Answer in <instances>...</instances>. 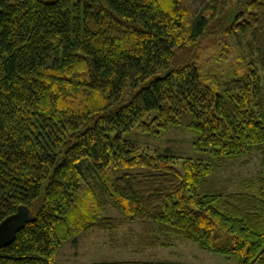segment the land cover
I'll use <instances>...</instances> for the list:
<instances>
[{
    "label": "trees",
    "instance_id": "16d2710c",
    "mask_svg": "<svg viewBox=\"0 0 264 264\" xmlns=\"http://www.w3.org/2000/svg\"><path fill=\"white\" fill-rule=\"evenodd\" d=\"M213 37L226 77L201 68ZM133 128L188 131L209 157L141 147ZM253 152L243 191L211 187ZM19 206L33 219L0 264H62L64 241L125 220L264 264V0H0V221Z\"/></svg>",
    "mask_w": 264,
    "mask_h": 264
},
{
    "label": "rangeland",
    "instance_id": "374dc122",
    "mask_svg": "<svg viewBox=\"0 0 264 264\" xmlns=\"http://www.w3.org/2000/svg\"><path fill=\"white\" fill-rule=\"evenodd\" d=\"M216 37L207 43L202 55L201 68L206 73H215L219 77L227 76V68L235 63L234 54L218 57L222 44ZM228 41V40H227ZM220 58V59H218ZM232 61V62H231ZM141 147L157 149L172 153L181 158H192L206 161L208 150H198L193 145V136L185 130L169 129L160 138L133 128L123 135ZM261 156L253 152L250 156L229 160L222 164L210 178L211 187L225 193L243 191L247 179L259 175ZM131 171L125 168H112L111 177ZM103 215L119 216V212L107 208ZM57 262L62 264H93L100 261L112 260H146L170 261L186 264H236L233 256L212 253L200 248L195 242L175 236L158 233L153 238L148 233L145 224L134 221H121L113 229L100 226L90 227L75 237L64 241L55 255Z\"/></svg>",
    "mask_w": 264,
    "mask_h": 264
},
{
    "label": "water",
    "instance_id": "95a60500",
    "mask_svg": "<svg viewBox=\"0 0 264 264\" xmlns=\"http://www.w3.org/2000/svg\"><path fill=\"white\" fill-rule=\"evenodd\" d=\"M33 219L28 209L19 206L17 211L0 221V248L9 245L24 224Z\"/></svg>",
    "mask_w": 264,
    "mask_h": 264
}]
</instances>
